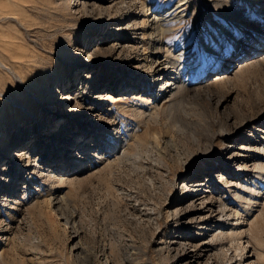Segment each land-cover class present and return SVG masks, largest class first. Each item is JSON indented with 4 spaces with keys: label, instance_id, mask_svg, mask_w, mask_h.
I'll use <instances>...</instances> for the list:
<instances>
[{
    "label": "rangeland",
    "instance_id": "rangeland-1",
    "mask_svg": "<svg viewBox=\"0 0 264 264\" xmlns=\"http://www.w3.org/2000/svg\"><path fill=\"white\" fill-rule=\"evenodd\" d=\"M182 1L0 0V264H264V181L255 189L243 178L219 182L233 179L224 168L242 177L257 171L254 161L248 171L232 168L229 155L252 138L264 145V60L233 59L223 82L212 72L261 44L264 0ZM159 11L174 32L158 51ZM185 36L197 60L183 80L203 77L204 88L190 84L173 102L138 107L139 95L121 84L143 83L152 74L148 56L178 50ZM107 98L118 100L114 117H98ZM92 102L99 109L88 122ZM90 127L130 139L117 161L96 144L79 174L71 166ZM255 148L250 161L264 162ZM210 173L219 179L214 198L232 214L224 228L239 225L197 261L185 238L209 219L199 220L205 211L187 184Z\"/></svg>",
    "mask_w": 264,
    "mask_h": 264
},
{
    "label": "bare ground",
    "instance_id": "bare-ground-1",
    "mask_svg": "<svg viewBox=\"0 0 264 264\" xmlns=\"http://www.w3.org/2000/svg\"><path fill=\"white\" fill-rule=\"evenodd\" d=\"M88 2L84 1L82 3L83 8H86V4ZM179 5H181V4L179 3L178 6ZM262 12L264 13V8H263ZM147 15L148 14H146V16ZM176 17L177 18H183V14L180 15L179 13H176V15L173 16V18H176ZM168 19H170L169 15L161 13L160 11L153 14V20H155V22H157L156 23L157 25H154L153 28H154V30H157V32L160 34V36L158 35L160 38H159V41L157 42L159 45L158 51L163 49V46L165 44V41H164L165 38L164 37H166L167 35H171V33L174 32V28L169 27L167 25H164V21H167ZM153 28H149V29H153ZM151 33H148V34L152 35ZM186 40H188V39L185 36V39H184L185 45H182V47H180L178 50H176L178 45L175 47L173 46V48H174L173 50H170V49L168 50V48L165 49V56L164 57L159 56L160 52L150 54L148 56L149 62H146V63L148 65V67L150 68V70L152 71V74L149 75L148 79H145L143 81V83H140L137 80L136 83H134V82L130 83V82L126 81V82H123V84H121L122 87L125 86L124 90L132 91L133 92L132 95H135V96L139 95L140 105H138V107H140V108H142L143 106L149 107L152 105V103L157 105L161 101H167V100L168 101L170 100L173 102V100L180 93H182L188 89V85H190V84L192 86H194V87H192L193 91L194 90L199 91V90L204 88V86H202V80H204L203 77H197V78L194 77L193 79H189L190 74H189V76L187 75L188 80H190V84H188V85L186 84L187 79L185 81L183 80L184 79L183 74L186 73L185 70H186L187 66H189V63H192L194 61L196 62V60H197L196 55H193L194 53L191 50V45L187 44ZM98 42H99V40L97 39V43ZM148 47H150V44ZM170 48H172V47H170ZM260 49H261L262 53L257 54ZM94 52H93V54H94ZM93 54H91L90 57L88 56V59L86 62L87 65H91L94 63L93 62L94 58L92 56ZM239 57H241V59L244 58V60L243 59L242 60L246 61V62H248L251 59L252 60L254 59L255 62L264 60V38L261 41V44H258L257 42L252 43L245 50L240 51L238 53H234L231 56H228V59H226L224 62H222V65L216 67V69H213L212 72H214L215 74L218 73L215 76L216 82H223V81H226L230 78L228 73L232 69L233 59L236 60V58H239ZM240 63H242V62H240ZM248 63H250V62H248ZM252 63H254V61H252ZM95 65H97V63ZM94 66H92L90 68V71L88 73L89 76H93L92 71H94V68H93ZM241 68L243 69V66H241ZM188 69H191V68H188ZM76 81H78V80H76ZM184 85H186L184 87L185 90H183ZM159 86H160V89L158 92L156 90V87H159ZM114 87H115V89H113V88H111V89L115 90L116 93L123 91L122 89H119L121 87L118 88L116 84ZM71 89H73L71 91H73V94H74V91L76 89V85L74 84L73 87H71ZM109 97H111V96H109ZM67 99L70 101L69 97L66 96L65 100H67ZM105 100L109 104L106 105V108H103L104 112L102 114L100 112L98 113V117L101 115H104L105 117H108V118H111V116L114 117L113 113H115V106H116L115 102L118 100L115 98H112V99L107 98ZM86 105H87L88 112L86 113L85 116H83L82 119H87L88 122H92L93 119L90 118L91 115L93 114V112H95L96 110L99 109V108H97L98 106H96L97 102L87 103ZM67 115L68 114H66V116ZM254 127H256V126H254ZM84 129H86V134H84V136H86V140L83 141V138H82V140L80 142V147L78 149L79 150L78 151L79 152V158L81 160H76L77 163L81 162V161L82 162L79 164L75 163V165L71 166V168H75L74 169L75 172L76 173L79 172V174H81L83 172V170L86 169L85 165H86V163L88 164V162H89L87 160V156H88L87 152L88 151L91 152L92 148L95 147L96 144H97V148H100L101 143H103V148L100 150L102 152L108 153V154H105V156L106 155L111 156L113 158L112 159L113 161H117V159L120 158V151L122 149L121 148L122 142L124 141L123 148H125V145L127 144L128 139H130L129 135L128 136L125 135L124 140L120 136H117V133H120V129H117V128L112 129V130L110 129L107 131H103L104 129H101V130H99V131H102L100 133L95 131V129L93 130L92 127H90L89 130L87 128H84ZM260 131H261L262 135H261V137L260 136L259 137H260V139H263L264 138L263 137L264 136V129H262V130L260 129ZM93 132H97L98 134H97V137L96 136L94 137V140H91L92 137H91L90 133H93ZM236 134H238V131H236ZM252 136H254V135H252ZM252 139H254V140H252ZM252 139H250L249 142H247V143H249L248 145H246V144L242 145V147L239 148L238 152H236L234 150L231 153L229 152L230 153L229 157H231L230 160H231V162H233L232 168L236 169V167H237V169L245 170V171L249 170V168H250L249 163L254 161V164L256 166V168L255 167L254 168L257 171L253 176L251 174H246L245 176L242 177V176H239L237 174L232 173L230 168H227V169L224 168L228 174H231V177L233 176L232 180H228L226 176H222L223 178H219L220 179L219 180L218 176H216L214 173H210V175H208L205 179H203L201 175L196 174V175H194L195 177H193L192 179L189 180V182L187 184L188 185L187 187H189V189L191 190V193L189 195V199L192 202L198 204L200 207V210L202 212L205 211V214L203 212V216H201L199 220L200 221L205 220V219L211 220V221L206 220L207 222L205 221V223L204 222L199 223V226H198L199 228L197 229L196 233H194L197 236L194 234H193L194 235L193 237H192V234L186 236L185 241H187L188 244L192 248V250H191L192 254L190 256L191 258L197 260L200 257H202L203 253H205V251H209L211 243L216 239L217 236L222 235L223 237H225V236L232 237V235H233L232 231L234 229H236L237 226L239 225V222L237 220V222H235V227L233 230L232 229L230 230L229 227L224 228L225 224H231L232 214L228 210L229 206H228V208L226 207V203H224V206H225L224 207L223 205H221V203L219 201L220 199L217 201V199L214 198V193L219 192V188L215 186L216 183H218V182H216L215 180L217 179V180H219V182L224 183L227 186L229 183L235 182L234 180H238L239 182H241V180L243 178L247 184L249 181L251 183V185H249L251 187H246L245 189L253 188L254 186H257L262 181H264V162L262 160H258L257 159L258 157L256 159H252L250 161V159L252 157L250 155H248V152H247V150H251L256 146V148L258 150H260V151H262V153H264L263 140H259L258 138L257 139L252 138ZM88 141L90 143H87ZM0 142H1V140H0ZM21 144H23V143H21ZM254 144H255V146H253ZM105 156H103V153H102L101 155L99 154L98 158H99V160L105 159L104 158ZM0 162H1V160H0ZM69 162H70V160H68L67 163H69ZM254 164H252V165H254ZM91 168H93V166H91ZM223 174L225 175V173H223ZM223 174H221V175H223ZM13 177L15 178L16 175H14ZM219 177H221V176H219ZM255 188H253V189H255ZM253 191H255V190H253ZM233 212H234V210H233ZM238 215L239 214L237 213V216ZM214 218H216V219L214 221H212ZM237 219H238V217H237ZM240 219H241V217H240ZM234 232H236V231H234ZM204 234H207V237L209 236L210 239L206 240L207 242H205V241L199 242L200 238H197V237H201ZM246 249L247 248L242 246L241 251H246ZM241 259L245 260L246 255L245 254L242 255ZM197 261H199V260H197ZM240 262L244 263L243 261H240ZM251 262L246 263V264H253Z\"/></svg>",
    "mask_w": 264,
    "mask_h": 264
}]
</instances>
